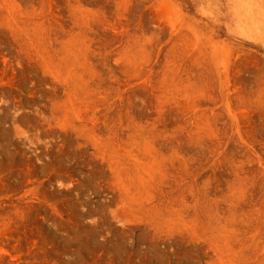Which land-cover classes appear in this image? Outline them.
<instances>
[{
    "label": "rangeland",
    "instance_id": "rangeland-1",
    "mask_svg": "<svg viewBox=\"0 0 264 264\" xmlns=\"http://www.w3.org/2000/svg\"><path fill=\"white\" fill-rule=\"evenodd\" d=\"M0 264H264V0H0Z\"/></svg>",
    "mask_w": 264,
    "mask_h": 264
}]
</instances>
